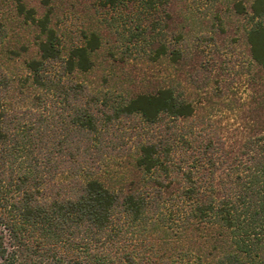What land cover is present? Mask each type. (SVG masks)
Returning a JSON list of instances; mask_svg holds the SVG:
<instances>
[{
  "label": "trees",
  "instance_id": "trees-1",
  "mask_svg": "<svg viewBox=\"0 0 264 264\" xmlns=\"http://www.w3.org/2000/svg\"><path fill=\"white\" fill-rule=\"evenodd\" d=\"M13 1L40 36L24 77L0 68V264H264V0L230 2L247 20L254 69L234 124L197 114L171 86L129 98L91 90L72 74L93 68L99 35L82 32L63 54L50 11L36 18ZM118 1L152 15L166 0ZM173 40L155 57L183 59ZM113 163L128 179L109 188Z\"/></svg>",
  "mask_w": 264,
  "mask_h": 264
},
{
  "label": "rangeland",
  "instance_id": "rangeland-1",
  "mask_svg": "<svg viewBox=\"0 0 264 264\" xmlns=\"http://www.w3.org/2000/svg\"><path fill=\"white\" fill-rule=\"evenodd\" d=\"M104 1L50 0L44 5L41 0H23L36 18L50 11L49 25L60 38L63 54L81 42L82 32L99 35L100 46L92 53L93 68L72 74L91 90L129 98L171 86L194 103L197 114L211 113L222 123H235L240 116L236 113L238 99L247 96L254 69L245 37L247 20L231 12V0H209L206 5L198 0H166L152 15L139 1ZM245 2L248 7L249 1ZM216 14L220 22L213 19ZM159 16L164 17L162 26L153 28ZM0 23V68L12 77H24L25 61L38 55L39 29L17 13L13 0H0ZM175 34L181 35L185 57L179 62H171L166 55L155 57L160 44L173 45ZM16 86L18 90L19 83ZM21 90L18 104H28L33 89L27 85ZM223 90L226 95H218ZM11 94L16 96V92ZM104 171L101 180L109 188H115L121 175L128 179L116 163ZM168 247L157 246V251Z\"/></svg>",
  "mask_w": 264,
  "mask_h": 264
}]
</instances>
